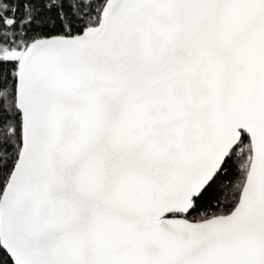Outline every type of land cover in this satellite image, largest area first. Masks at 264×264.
Segmentation results:
<instances>
[{
	"label": "snow or ice",
	"instance_id": "obj_1",
	"mask_svg": "<svg viewBox=\"0 0 264 264\" xmlns=\"http://www.w3.org/2000/svg\"><path fill=\"white\" fill-rule=\"evenodd\" d=\"M0 264H264V0H0Z\"/></svg>",
	"mask_w": 264,
	"mask_h": 264
}]
</instances>
